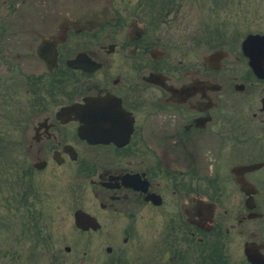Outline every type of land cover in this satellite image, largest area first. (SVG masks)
I'll use <instances>...</instances> for the list:
<instances>
[{
	"label": "flooded vegetation",
	"instance_id": "flooded-vegetation-1",
	"mask_svg": "<svg viewBox=\"0 0 264 264\" xmlns=\"http://www.w3.org/2000/svg\"><path fill=\"white\" fill-rule=\"evenodd\" d=\"M229 3L0 0V264H264V0Z\"/></svg>",
	"mask_w": 264,
	"mask_h": 264
},
{
	"label": "rangeland",
	"instance_id": "rangeland-1",
	"mask_svg": "<svg viewBox=\"0 0 264 264\" xmlns=\"http://www.w3.org/2000/svg\"><path fill=\"white\" fill-rule=\"evenodd\" d=\"M230 2V0H228V3ZM234 3V8L232 9L231 8V5H230V3H229V12H231V10L233 11V12H236V11H239V12H237V13H239L238 15L237 14H234V16H233V18H231L230 19V23L231 22H233L234 23V21L235 22H238L239 23V21H241L242 19V16L245 14V15H247V13H246V11H245V8H244V11H242L241 10V7H240V3L238 2V1H234L233 2ZM240 9V10H239ZM243 13V14H242ZM257 14V11H253V12H251V16H248L250 19H251V23H253L254 22V18L256 17V15L254 16L253 14ZM240 14H242V15H240ZM248 18V19H249ZM234 25H236L235 23H234ZM241 25H244V23H242ZM2 144H4L2 141H0V145H2ZM1 154V153H0ZM2 155V154H1ZM14 158V157H13ZM9 159H11V158H9ZM8 159V160H9ZM15 159V158H14ZM3 179H5V178H3ZM5 185V184H4ZM3 243H8V242H10V243H13V241H12V238H9L8 239V237H7V233H5L3 236ZM14 240H16V237L14 236ZM2 243V244H3ZM1 244V245H2ZM24 249H25V251L28 249V247H27V245L24 247Z\"/></svg>",
	"mask_w": 264,
	"mask_h": 264
}]
</instances>
